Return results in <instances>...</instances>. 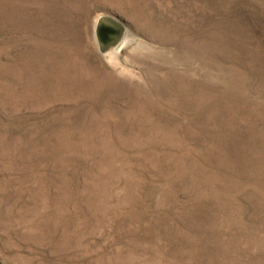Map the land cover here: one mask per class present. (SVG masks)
<instances>
[{"label":"rangeland","instance_id":"1","mask_svg":"<svg viewBox=\"0 0 264 264\" xmlns=\"http://www.w3.org/2000/svg\"><path fill=\"white\" fill-rule=\"evenodd\" d=\"M0 264H264V0H0Z\"/></svg>","mask_w":264,"mask_h":264},{"label":"water","instance_id":"2","mask_svg":"<svg viewBox=\"0 0 264 264\" xmlns=\"http://www.w3.org/2000/svg\"><path fill=\"white\" fill-rule=\"evenodd\" d=\"M122 33V24L115 18H101L95 28V35L100 49L109 43H116Z\"/></svg>","mask_w":264,"mask_h":264},{"label":"bare ground","instance_id":"3","mask_svg":"<svg viewBox=\"0 0 264 264\" xmlns=\"http://www.w3.org/2000/svg\"><path fill=\"white\" fill-rule=\"evenodd\" d=\"M125 42L126 41L123 39V36L121 35L120 39L116 43H109L103 49L107 50V51H112V52L116 51L117 52L121 48V46H123V44H125Z\"/></svg>","mask_w":264,"mask_h":264}]
</instances>
